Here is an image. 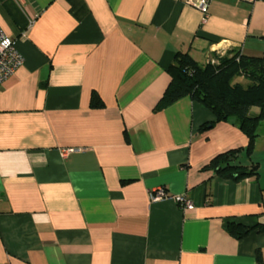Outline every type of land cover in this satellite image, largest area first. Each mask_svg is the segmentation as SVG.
Returning a JSON list of instances; mask_svg holds the SVG:
<instances>
[{"label": "crops", "instance_id": "1", "mask_svg": "<svg viewBox=\"0 0 264 264\" xmlns=\"http://www.w3.org/2000/svg\"><path fill=\"white\" fill-rule=\"evenodd\" d=\"M0 25L24 58L0 86V264L264 263V119L248 155L190 96L155 108L175 53L262 54L264 0L205 18L188 0H0ZM230 149L257 174L206 166Z\"/></svg>", "mask_w": 264, "mask_h": 264}, {"label": "trees", "instance_id": "2", "mask_svg": "<svg viewBox=\"0 0 264 264\" xmlns=\"http://www.w3.org/2000/svg\"><path fill=\"white\" fill-rule=\"evenodd\" d=\"M212 57L216 62L212 61ZM167 73L170 81L157 101L156 109L188 95L208 108L214 115V121L231 120L236 123L248 138L245 150L250 154L258 124L264 119V52L252 56L242 54L239 49H231L222 56L212 53L203 64L195 61L187 52H177ZM102 105L99 95L93 91L90 106ZM254 107L257 108L255 113L251 111ZM238 151L230 149L222 152L206 166L214 168L221 177L236 180L257 174L255 164L247 168L230 163ZM228 228L236 237L248 231L237 223H230ZM256 264H264L259 252L256 254Z\"/></svg>", "mask_w": 264, "mask_h": 264}, {"label": "built area", "instance_id": "3", "mask_svg": "<svg viewBox=\"0 0 264 264\" xmlns=\"http://www.w3.org/2000/svg\"><path fill=\"white\" fill-rule=\"evenodd\" d=\"M209 0H188L190 4L195 6L205 18L208 11ZM245 2H253L254 0H239ZM24 58L13 45L12 38L4 31L0 25V86L10 77L22 64ZM213 61V60H212ZM73 151L66 149L62 151V155ZM168 197V193L163 187H156L150 194L152 201ZM174 201L179 205L180 209L192 208V203L182 195L173 197Z\"/></svg>", "mask_w": 264, "mask_h": 264}, {"label": "rangeland", "instance_id": "4", "mask_svg": "<svg viewBox=\"0 0 264 264\" xmlns=\"http://www.w3.org/2000/svg\"><path fill=\"white\" fill-rule=\"evenodd\" d=\"M226 52V51H225ZM225 52H222V53H220V54H218L219 56H222V55H224L225 54ZM214 62H216V59L215 58H211ZM210 59V60H211ZM239 81H241V82H244V80H242V79H239Z\"/></svg>", "mask_w": 264, "mask_h": 264}]
</instances>
